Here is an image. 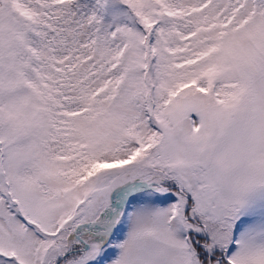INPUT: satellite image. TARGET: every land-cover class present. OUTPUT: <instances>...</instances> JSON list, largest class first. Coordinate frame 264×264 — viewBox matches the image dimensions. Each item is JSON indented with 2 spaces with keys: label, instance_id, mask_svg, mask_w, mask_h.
<instances>
[{
  "label": "snow or ice",
  "instance_id": "obj_1",
  "mask_svg": "<svg viewBox=\"0 0 264 264\" xmlns=\"http://www.w3.org/2000/svg\"><path fill=\"white\" fill-rule=\"evenodd\" d=\"M0 264H264V0H0Z\"/></svg>",
  "mask_w": 264,
  "mask_h": 264
}]
</instances>
